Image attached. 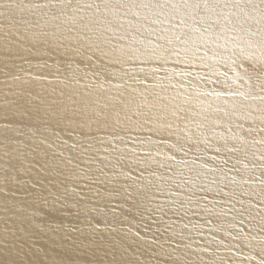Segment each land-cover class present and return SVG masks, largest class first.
I'll return each mask as SVG.
<instances>
[{
	"label": "bare ground",
	"instance_id": "1",
	"mask_svg": "<svg viewBox=\"0 0 264 264\" xmlns=\"http://www.w3.org/2000/svg\"><path fill=\"white\" fill-rule=\"evenodd\" d=\"M17 2L0 0V264H261L264 123L251 96L264 93L228 95L250 91L260 48L219 27L177 28L180 43L167 21L74 10L100 0L63 13ZM93 14L123 37L119 63L65 39ZM13 17L27 23L11 29L7 58ZM160 36L178 55L138 56ZM106 102L121 123L93 116Z\"/></svg>",
	"mask_w": 264,
	"mask_h": 264
},
{
	"label": "snow or ice",
	"instance_id": "2",
	"mask_svg": "<svg viewBox=\"0 0 264 264\" xmlns=\"http://www.w3.org/2000/svg\"><path fill=\"white\" fill-rule=\"evenodd\" d=\"M13 7L20 8L22 11H33L46 7L59 8L60 12L63 13L64 9L72 8L73 4L72 0H59L58 3L52 4H37L32 3L31 0L28 3H24L23 0H18ZM93 8L96 13L110 12L113 16L122 14L125 17L131 15L137 19L138 23L141 19L151 20L153 24L158 22L163 24L167 21L171 24V28L162 29L161 31L172 32L175 41L180 43H187V40L176 34L175 30L177 28L188 27L191 32L200 33L201 27H197V25H207V27H203V33H209L216 27H219L221 31L225 29L235 31L238 34H242L240 38L244 40L249 48L259 47L261 52L264 53V0H100L99 3H88L83 6L76 4L74 6V10L77 12ZM141 12L144 13L143 17H141ZM161 17L163 19H160ZM241 17L244 18V22L249 19L254 20L257 27L255 29L244 27ZM12 19L14 23L9 22L4 25L3 39L6 43L2 51L7 58L12 57L14 54L12 49L7 46L9 38L15 36L11 29L15 27L19 30V26L27 23L23 17L19 20H16L15 17ZM80 19L82 24L80 28L76 29L75 36L69 35L65 39L70 43H78L80 46L90 50L99 60L109 58L111 63H119L120 58L117 53H121V46L118 41L123 39V37L115 35L116 29L111 27L105 29V31L113 33L111 37H106L103 31H98V25L102 22L99 16L93 14L91 16H81ZM177 19L179 24L175 23ZM189 21L192 23L189 24ZM131 24L132 22L129 21L130 26ZM139 28H143V24H140ZM71 32L72 29H69V33ZM89 33H92V35H89ZM203 33L201 34V39H203ZM158 39L165 40L166 43L159 44L150 50H137L138 56L166 62L169 56L178 55V53L167 47V45L173 44V38L160 36ZM154 71H159V69H154ZM245 76L247 77L246 82L249 83L250 91L248 93L230 91L228 95H243L247 99L251 96V89L255 88L264 93V55L255 64L250 63L245 68ZM139 82L143 83L142 80ZM209 95H212V93H209ZM216 95L221 96L223 93L218 92ZM251 98L260 101L262 107L259 108V111L262 114L261 122L264 123V95L251 96ZM112 99L115 100V98ZM121 111L123 109L118 108L116 103L106 102L99 110L93 111V116L98 121L104 122L115 116L116 122L121 123ZM136 115H138L136 112L131 115L128 112H124V118L130 125L141 126L139 121L133 119ZM173 115H176V113H173ZM65 116H67L66 112ZM261 130L264 131V129ZM232 150L231 148L228 149V151ZM68 163L71 164L72 161L69 160ZM262 195H264V190H262ZM173 264H177V262H173ZM261 264H264V259H262Z\"/></svg>",
	"mask_w": 264,
	"mask_h": 264
}]
</instances>
